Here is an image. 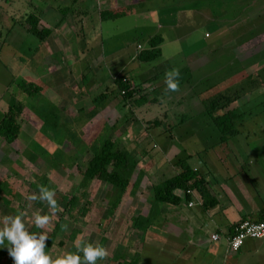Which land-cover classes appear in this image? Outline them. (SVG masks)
<instances>
[{"label":"crops","instance_id":"1","mask_svg":"<svg viewBox=\"0 0 264 264\" xmlns=\"http://www.w3.org/2000/svg\"><path fill=\"white\" fill-rule=\"evenodd\" d=\"M5 1L0 0V4L5 6L4 11H2L0 27L6 34L5 39L0 41V55L2 53L5 61L8 62L7 66L12 71L11 74L24 83L32 82L39 85L43 91L42 85L39 84L40 77L46 75L55 65L58 66L57 73L49 83H54V85L49 90L52 93H57L55 97L60 100L61 109L67 110L69 108L73 113H76L75 109L82 110L85 108L83 101L90 99L88 95L84 94L88 91L83 89L84 77L81 79L80 76L82 73L85 75L87 71H83L79 75L78 79L82 81L81 86L78 84V80L77 83L72 80V71L79 63L86 61L85 65L88 66L86 68L95 70L92 75L96 76V79L92 78L91 89L96 88L103 80V72L101 70L99 72V68H108L107 72H110L108 74L112 80L125 73L133 82L142 83L152 75L149 77L138 75L137 68L143 62L138 60L137 56L141 50L149 48L148 41L150 38L161 34L165 41L166 33L173 32L176 36L177 29L184 24L183 30L186 33H192L194 27H188L187 24H192V22L195 24L196 21L206 23V18L208 20L213 15H211L207 5L201 6L198 10L185 7L183 3L180 6L179 2L187 3L191 0H166L165 13L161 17L156 16L157 12H155L154 7H149V11L142 12L145 15L144 22L139 21L142 14L133 10L135 5L127 16L119 17L116 20H102L101 11L125 8V6L131 5L133 1L144 6L145 0H69V3L66 0ZM79 2L85 6L82 10L77 6ZM234 2L237 3L235 6L237 14L218 20L221 21L218 26L213 23L214 30L208 25L211 23V20H208L209 22L206 23L208 30L205 33L206 40L198 43L195 49L191 48L189 53H182L179 60L175 57L176 60L174 61L177 63L174 61L167 62L170 68L180 67L186 73L198 72L202 78L199 80L201 84L209 82L210 75L218 74L214 83L220 84L221 90L217 93L205 96L204 89L195 90L191 86L190 90L192 89L193 92L189 95L190 100L187 103L185 102L187 100L185 92L187 91L184 89L181 80L178 91L166 92L164 83V72L167 70L166 63L162 66L158 65L164 72L145 85L149 83V90L153 93L164 90L168 94H177L170 99L171 109L174 111L176 108L170 114L165 112L161 117L152 120H147L145 117L139 118L137 115L135 117L136 105L125 100L130 116L126 115L121 119L116 103L111 100L112 96H109V94L116 96V89L99 95V99L106 100L107 103L103 109H94L95 112H93L91 120L94 126L93 130L95 132L100 130L101 124L110 131L118 130V127L125 125V147L138 159V163L142 166L143 176L158 178V180L163 178L162 180H164L177 175L180 173V169L176 162L180 158H186L188 165L200 173L210 196L215 199V202H209L206 204L208 207H205L201 194L195 191L194 196L187 202L154 204L153 187L149 192L144 190L141 195H138L137 190H134L133 195L129 193V199L133 198L134 204H132L137 209L134 215L147 216L152 212V219L149 221L137 220V223L141 224L139 226L149 224L146 230L135 228L136 220L134 217L129 221L125 220V227H127L125 228L127 229L125 230V242L118 241L116 243V249L120 246L125 248V262L135 261L136 264H143L142 261H144L146 254L149 264H156L158 260L163 258L168 260L177 254L176 261H179L178 264H264V238L247 239L238 251L229 249L226 240V237L231 234L239 222L264 220V57L244 60L259 56L254 55L258 52H264V43H262V48L258 49L255 47L257 42H254L253 48L248 49L252 50L251 53L244 55L246 58L239 60V57L237 58V55L233 53L234 59L222 60L226 54L246 47L259 29L264 30V26L259 28L257 24L259 23L258 19H261L259 10L262 7L256 8V5L254 6L258 0H234ZM174 3L178 4V7L172 5ZM193 10L196 11L193 12ZM64 11L65 14H63ZM91 13H93L92 20L95 22L93 25L88 20ZM32 14L39 19V28L50 30V34L43 39L30 31L31 26L27 18ZM131 19L133 22L130 25ZM226 19H232L234 24L233 35L234 38H238V41L236 39L233 41L227 37L231 33H226L227 28L222 22ZM251 21L254 23L252 24ZM17 27L20 30L16 29ZM103 32L108 33V38L116 33L119 34V32L134 33V37L133 41L129 38H125V43L120 41L118 49L116 47L107 48L101 39ZM2 35L3 32L0 29V38ZM31 35L38 38V42L24 50L25 40L30 41ZM215 38H217L216 44L210 41V39L215 40ZM18 40H20L19 44ZM132 44H135L134 54L127 53L111 60L114 51L123 50V48L126 51ZM103 46L104 50H102ZM161 48L163 55L162 44ZM21 50L26 51V53L23 55ZM95 50L96 54H94ZM210 52L217 55V64L215 65L217 69L211 73L208 67L211 58L215 55L211 57ZM25 55H27L26 59L23 58ZM162 55L161 57H163ZM37 58L40 60L39 63L34 65V68H30V63ZM170 59L173 58L170 57ZM22 64L23 66L18 68ZM41 66L43 69L46 67L49 69L42 73L39 71ZM114 68H120V70L113 72ZM67 70L69 79H67L68 85L65 86L64 77ZM58 74H63V84L58 80L60 79ZM219 94L231 96L233 101L230 107L239 112L236 122L237 133L230 136L226 141L221 140V132L205 108V101ZM117 99L119 98L117 97ZM157 99L155 98L153 101L156 102ZM95 100L98 103L97 98ZM4 112L0 115V119ZM182 113H185V116L181 118L180 124L177 122L171 125V121H174L173 119L179 114L182 116ZM195 114L196 117H194ZM177 124L179 126H176ZM152 130L155 131V134L151 133ZM156 135H164L166 140L151 146V136L156 138ZM90 136L88 137L90 138ZM134 136L140 137L139 142H136L134 147L143 153L140 160L135 155L137 152H132L131 148L127 146ZM99 138L100 135L95 139ZM167 138L170 139L168 145ZM90 145L88 144V146ZM151 148H156L154 153ZM158 175L160 176L158 177ZM8 184L10 187L6 199L4 201L0 199V227L3 226L4 218L21 213V207L16 200L18 190L12 183L8 182ZM177 193L185 199L183 191L179 190ZM189 202H194V204L189 206ZM40 209L42 210V208ZM40 209L22 211L25 214L26 227L31 221L28 216L34 213L41 214ZM44 215H48L51 220L52 216L48 213ZM50 222L42 229H37L33 225L31 231L47 232ZM115 222L117 224L119 220ZM59 223L57 221L54 228ZM96 226L98 228V225ZM214 233L219 234L221 238L217 241L211 239V235ZM64 238L66 239L63 235L62 237L56 235L55 242L57 245L60 240H65ZM106 239L105 248L110 250L113 243L110 239ZM51 247L45 252L55 261L60 257ZM69 253L67 252L66 255ZM107 257L104 260H98L97 264H106ZM0 264H13L6 246L0 248Z\"/></svg>","mask_w":264,"mask_h":264},{"label":"rangeland","instance_id":"2","mask_svg":"<svg viewBox=\"0 0 264 264\" xmlns=\"http://www.w3.org/2000/svg\"><path fill=\"white\" fill-rule=\"evenodd\" d=\"M66 1H68L69 3V0ZM165 1L166 0H145L144 6L136 4L133 10L142 14L139 21L144 20L145 15L142 12L149 11V7H154L156 9L155 12H157L156 16L161 17L165 13ZM179 3H183L185 7L198 9L201 7V5H207L211 12V15L213 14L212 16L214 18L211 16V18L208 19L209 21L211 20V23H208L209 21L206 18V23H208V25L211 26L210 28L213 30L215 29V26H218V24L221 23V21L218 20L228 18L229 16L232 17L233 15L237 14L235 12V6L237 5V3H235L234 0H223L222 2L221 0H191L187 3ZM172 5L178 7V4L174 3ZM77 6L80 10H82V8H85V6H83L80 2ZM254 6L256 8L262 7V9L260 10L258 8V10L261 12V16H259L261 19H258L259 23H257L260 28V26H264V0H258V2L254 4ZM0 7L1 20L2 11H4L5 6L1 3ZM195 11L196 10H193V12ZM92 15L93 13L89 15L88 20L93 25V23L95 22H93L92 20ZM51 21L53 20L51 19ZM132 22L133 21L131 19L130 25ZM222 22L225 23V27L227 28L226 33H231L227 35V37L229 39H232L233 41L234 39L238 41V38H234L233 35L234 24L232 19H226V21ZM251 22L252 24L254 23V21ZM206 23H203V21H196L195 24H193V22L192 24H187L186 26L188 27H194L192 33H186V31L183 30L185 24L182 25L181 28L177 29L178 32L176 36H174L173 32L166 33V40L162 43L163 57H159L152 62L143 64L141 63L140 67L137 68L138 75H143V77H149L151 75V77H157L164 72V70H161L162 68L158 67V65L162 66L169 61H174L176 60L175 57L177 58V60H179L182 53H189L191 51V48L195 49L198 43L200 44L204 39L206 40L205 33L206 30H208V28L206 27ZM213 23L216 25L213 26ZM252 24L248 25L251 26ZM0 29L3 32L0 41H3L6 37V34L1 27ZM16 29L20 30V28L18 27ZM16 29L15 32H17ZM262 32H264V30L261 31L259 29L255 36H253L252 41L246 47H242L237 51H232V53L226 54L224 57H222V60L234 59L235 56L233 55V53L237 55V58L239 57V60L241 58H246L244 57V55L251 53L252 50L248 49L253 48L254 42H257V45L255 46L256 48H262V43H264V34H262ZM107 34V32H103V34L101 35L102 42L104 43V45H107V48L116 47V49H118V44L120 41H122V43H125V38H129L131 41H133L134 37V33L125 34L119 32V34L116 33L110 38H108ZM18 41L19 44L20 40ZM25 41L26 47L23 46L25 48L24 50H26L28 46L36 45L35 42H38V38H36L34 35H31L30 41H27V39ZM210 41L215 42L216 44L217 38H215V40L210 39ZM78 44L80 46L79 42ZM24 50H21V53L23 55L26 53V51ZM102 50H104V46ZM127 53H135V44L130 45V48L126 51L125 48H123V50L119 49L117 51H114L111 60L122 55H126ZM94 54H96V50L94 51ZM116 55L118 56L116 57ZM209 55L211 57L215 55L211 58L210 66L208 67V70L211 73L213 70L217 69L215 66L217 64V55H213V52H210ZM254 55L259 56H253L244 60H254L257 58H262L264 57V52L261 51ZM26 56L27 55L23 56V58L26 59ZM170 57H172L173 59H170ZM5 60L6 59H4L1 53L0 115L3 113V111H6L9 105L13 104L14 102H21L25 108L20 121L22 129L19 138L14 143L9 145L6 144V142L2 138H0V160H2L0 163L1 181L5 180L7 182H10L17 188L18 197L16 198V200L17 202H19L21 212L23 210L27 212V210L30 211L31 209L37 211L42 208V210L40 209V213L42 215L48 213L50 216H52L47 231L48 234L51 233V231L55 230V223H57V221L60 222L61 226L58 228V230H56V234L57 237H62V235L63 237H66V239L64 238L65 244L64 246L59 247L54 241V243H52L51 245V249H53L59 257L66 255L67 252L74 253V242L77 241V238L84 242H95L99 244L102 237L108 236L106 238L112 241L113 247L110 248V250H107L108 257L106 260V264H116V255L119 251L118 248L116 249V243L118 241L125 242V230H127L125 229L127 228L125 227V220L129 221L135 216L134 213L137 212V209H135L133 205V198L129 199V192L133 188L136 173L132 178V183L129 186L128 191L122 195L118 205L114 207L116 190L113 189L105 181H99L96 179L84 181L83 175L79 172V169H85L87 167L89 158L92 156L95 149L100 145L101 140L112 137V139H114L118 145L125 147V125H123V127H118V130L110 131L108 128L103 127V125L101 124V126L99 127L100 130H96L95 132V130H93V122H91L93 118V112H95L94 109H103L105 107V104L107 103L106 100L99 99V95L105 93L106 91L111 92V90L116 89L114 80H112V77L110 76V74H108L110 72H107L108 68L98 69L99 72L100 70L103 72V80H101L102 82L94 89H91V80L93 77L96 79V76L92 75L95 70L87 69L86 67L88 66L85 65L86 61H83V63H79L76 68H74V70L72 71V80L76 81V83L79 81L78 84H80L81 86V79L84 77L83 89L85 91H88L84 94L88 95L90 99H86L85 101L82 100L85 108H83L82 110L75 109L76 113H73L69 108L67 110L61 109L59 106L60 100L55 97L57 93H52V91L49 90L51 86L54 85V83H49L57 73V70L59 69L58 66L55 65L46 75L44 74V76L40 77L41 80L39 81V84L42 85V88L44 90L36 94L35 96H29L27 93H25L22 87L26 83L20 81L21 79L19 78L16 79L11 74L12 71L9 70L7 66L8 62ZM39 61V58H37L33 61L34 63L31 62L30 68H34L33 66L38 64ZM174 63L177 62L174 61ZM168 64L169 63L166 64V71L173 69V67H168ZM21 66H23V64L18 68H20ZM39 68V71L42 73L46 72L49 69L47 67L43 69L42 66ZM118 69L120 70V68H114L113 72L118 71ZM177 69H179L180 71V80L184 85V89L187 91L185 92L186 94L184 93L185 96H187V100H185V102L187 103H189L190 100L189 95L193 92L192 89L190 90L191 86H193L195 90H197L198 88L204 89V91L206 92L205 96L213 95L221 90L220 84L214 83L216 82V78H218V74L216 73L210 75L209 82L201 84L199 80H201L202 78L198 72L186 73L185 71H182L180 67ZM83 71H87L85 75L84 73H82ZM80 73H82V75H80ZM68 74L69 72L67 70V74H65L64 77V81L66 83L65 86L68 85ZM79 75L81 76L80 80L78 79ZM58 78H60L58 79L61 81L60 83L63 84V74H58ZM115 93L119 99H117V97L112 94H109V96H112L111 100L116 103V107L118 112L120 113L121 119L126 115L130 116L129 110L125 105V100L119 93H117V90H115ZM175 96H177V94H168L164 90H158L155 93H153L152 91L149 92L147 94L146 101L136 105L135 117L137 115L139 118L145 117L147 120H152L154 118L161 117V115L165 114V112H168V114H170V112L173 111L171 109L172 107L170 106V99ZM96 98L98 103L95 102ZM155 98H158L156 102L153 101ZM175 110L176 108L174 109V111ZM180 114L173 119L174 121H171V125L176 124L177 122H179L180 124L181 118H184L185 113H182V116H180ZM196 116L197 115L195 114L194 117ZM176 126L179 125L177 124ZM158 132L159 130L157 131V133ZM151 133L155 134V131L152 130ZM89 135H91L90 138L88 137ZM99 135L100 138L95 139L96 137L98 138ZM163 136L164 135H156V138L151 136V146H153V144L162 143L163 141H165L166 139ZM139 138L140 137L134 136L133 139H130L131 142L129 141L127 146L131 148L132 152H137L135 153V155L138 156L140 160V158L143 157L142 151L134 149L136 142H139ZM88 144L91 145L88 146ZM168 144H170L169 138H167V145ZM175 145L177 146V143ZM151 149L153 153L156 150V148ZM139 167L142 168L140 164ZM159 176L160 175H158V177ZM162 179L163 178H161V180ZM33 180H35V183L31 182ZM45 180H47V182ZM161 180H158V178H150L142 175L139 187H134V190H137L138 195H141L144 190H146V192H149L152 189L153 185ZM37 184L46 185L50 189L55 190L54 198L57 201V209H50L46 202L41 203L38 200L30 202L28 201L27 197L30 194L35 193L39 195ZM72 200H74V205L70 204V201ZM34 214L28 216L29 218H31V221L27 226L30 230H32V227L34 225ZM116 220H119L117 224L115 222ZM96 225H98V228ZM73 229H79L78 234L74 240H69L67 236ZM123 250V253H125V248ZM176 257L177 254H175L171 259L168 258V260L163 258L161 260H158L156 264H178L179 261H176ZM142 262L143 264H149L148 256L146 254L145 259Z\"/></svg>","mask_w":264,"mask_h":264},{"label":"trees","instance_id":"3","mask_svg":"<svg viewBox=\"0 0 264 264\" xmlns=\"http://www.w3.org/2000/svg\"><path fill=\"white\" fill-rule=\"evenodd\" d=\"M134 5H136V3L133 1L131 5L125 6V8L102 10L101 19L116 20L119 17L127 16L128 13L132 11ZM65 13L66 12L64 11L63 14ZM27 20L31 26V33L40 39H43L50 34L49 29L39 28V19L35 15H30ZM163 41L164 37L161 34L150 38L148 41L149 48L141 50L137 56V59L143 63H147L161 57V44ZM155 77L148 78L142 83H135L127 74L124 73L117 76L114 82L117 93H119L124 100L131 101L133 105H138L139 103L141 104L142 102H145L147 94L151 92L148 86L149 83L148 85H145V83L154 80ZM22 87L25 93H27L29 96H35L41 91V87L35 83H26ZM232 101L233 99L231 96H226L224 94L210 97L205 101L206 112L211 118H213L215 125L221 132L222 141H226L230 136L237 133L236 122L239 117V112L230 107ZM23 112V104L21 102H14L8 106L2 118L0 119V138H2L8 145L14 143L19 138L22 129L20 121ZM176 165L180 169V173L166 178L153 186L154 204H159L160 202L171 204H180L182 201L187 202L194 196L195 191L201 194L205 207H208L206 206L207 203L215 202V199L210 196L204 179L197 170L192 169L188 165L186 158H180L176 162ZM79 172L83 175L84 181L90 179L105 181L113 189H115L116 197L114 200V207L118 205L122 195L128 191L135 173L136 178L133 188L129 192L131 195L135 193L134 187H139L141 183V177L143 175V172L139 167L138 159L131 153L129 149L118 145L117 142L112 139V137L101 140L100 145L95 149L92 156L89 158L87 167L85 169H79ZM45 181L47 182V180ZM9 187L10 185L7 181L3 180L0 182L1 200L4 201L6 199L7 194L9 193ZM179 190L184 192L185 199H183L182 195L177 193ZM189 191H192L193 193H190ZM73 201L74 200L70 201L71 205H74ZM134 219L136 220L134 224L136 229L139 228L146 230L149 224L147 226H139L141 224H138L137 220H151L152 212L147 216H134ZM60 226V223L57 224L55 230L48 234V239L45 242V251L49 250L52 243H54L56 240V230H58ZM78 231L79 229H73L67 238L69 240H74L78 234ZM106 243L107 239L102 237L99 244L106 247ZM64 244L65 240L63 239L58 242L60 247L64 246ZM123 249L124 248L121 246L118 248L119 251L116 255V264H136L135 261L125 262V253H123ZM74 250L76 251L75 247Z\"/></svg>","mask_w":264,"mask_h":264},{"label":"clouds","instance_id":"4","mask_svg":"<svg viewBox=\"0 0 264 264\" xmlns=\"http://www.w3.org/2000/svg\"><path fill=\"white\" fill-rule=\"evenodd\" d=\"M180 71L173 68L164 74L166 92H176L179 90ZM35 183V180L31 181ZM39 195L30 194L29 201L46 202L50 209H57V201L54 198L55 190L46 185L37 184ZM25 214L21 212L16 216H8L3 220L0 227V248L7 247L8 254L13 260V264H97L98 260H104L107 249L95 242H84L77 238L74 242L75 253H69L55 261L45 252V242L48 233L33 232L24 222ZM50 222L48 215L34 214L33 223L35 228H45Z\"/></svg>","mask_w":264,"mask_h":264},{"label":"built area","instance_id":"5","mask_svg":"<svg viewBox=\"0 0 264 264\" xmlns=\"http://www.w3.org/2000/svg\"><path fill=\"white\" fill-rule=\"evenodd\" d=\"M141 46H139L140 48ZM193 193L192 191H189ZM194 202H189L192 206ZM221 236L217 233L211 235V239L217 241ZM264 238V220H243L239 222L233 229V232L226 237L229 249L238 251L247 239Z\"/></svg>","mask_w":264,"mask_h":264}]
</instances>
